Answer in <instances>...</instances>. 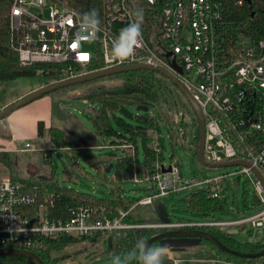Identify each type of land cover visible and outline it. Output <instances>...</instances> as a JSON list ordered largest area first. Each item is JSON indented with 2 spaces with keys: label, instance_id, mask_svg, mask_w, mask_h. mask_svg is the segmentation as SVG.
Wrapping results in <instances>:
<instances>
[{
  "label": "built area",
  "instance_id": "built-area-1",
  "mask_svg": "<svg viewBox=\"0 0 264 264\" xmlns=\"http://www.w3.org/2000/svg\"><path fill=\"white\" fill-rule=\"evenodd\" d=\"M148 2L153 18L148 32L142 31V47L131 60L123 63L113 59L111 45L122 28L136 21L135 0H103L100 31L95 36L83 27L85 13L68 0H13L9 18L10 45L22 64H64L66 75L62 79L98 70L90 67L94 63H101L99 69L147 63L176 74L203 111L205 158L212 162L248 160L264 177V39L251 41L241 31L230 32L216 0ZM238 3L242 4L243 0ZM81 56L87 59L82 60ZM76 63L81 69H74ZM174 64L180 66L182 72ZM115 146L135 151L132 143ZM41 149L30 139L20 143L11 138L0 144V152ZM156 166L158 169L146 176L154 190L137 203H150L155 197L210 183L218 188L213 192L218 196L219 180L237 173L247 175L259 206L256 212L231 220L210 217L137 224L124 220L129 213L127 210H120L115 216H96L89 205L80 206L70 218L52 219L42 206L30 210L31 205L36 204L37 193L24 190V183L8 174L0 179V247L38 252L47 238L134 226L168 229L264 225V186L251 167L234 165L231 172L199 180L185 178L176 161L170 164V170H163L168 167L163 162H157ZM218 261L219 264H247L225 259Z\"/></svg>",
  "mask_w": 264,
  "mask_h": 264
},
{
  "label": "trees",
  "instance_id": "trees-1",
  "mask_svg": "<svg viewBox=\"0 0 264 264\" xmlns=\"http://www.w3.org/2000/svg\"><path fill=\"white\" fill-rule=\"evenodd\" d=\"M12 1L0 0V80L38 74L42 80L41 85H44L62 79L66 75L63 72L64 64L62 63L26 65L20 62L18 53L11 47L9 41V18ZM68 1L83 13L95 10L99 14V18L104 10L103 0ZM216 1L221 7L222 19L230 32L239 33L241 31L251 41L264 39V0H243L242 4H239L238 0ZM135 3V12L137 10L143 12L142 31L147 33L153 18L149 2L148 0H135ZM73 67L74 69H81V66L77 63ZM90 67L99 69L101 63L91 64ZM157 74L159 73L149 69H134L59 88L45 94L51 97L49 126L43 130V134H40L37 128V135L27 138L43 148L35 154L31 151L11 150L0 152V161L6 166L11 178L24 183V190L37 193L36 204L31 205L30 210H38L42 206L49 212L52 219L70 218L73 212L82 205L91 206L96 216H115L120 213V210H130L134 204L133 199L122 200L120 197L118 199H105L104 197H97L94 193L80 191L73 186L60 184L55 176L57 163L53 157V151L61 147L71 151L74 148L86 145L97 146L102 144L101 140L105 144L107 137H110V141L107 142L109 145L132 143L135 147L134 152L130 147L117 146L124 152V155L116 158L113 168L118 177H124V169L134 168L135 162L138 160V141L141 139L144 146L146 172L147 174H153L158 169L157 162H162L164 158L165 136L162 131L160 117L151 112L150 108L152 106L157 107L158 104H168L169 96L163 91L162 87L164 82H166L165 84H172L170 95L175 101L179 100L178 94H175L179 88L164 75L159 74L157 76ZM76 88L77 90H75ZM66 96L83 98L94 105H99V108H95L94 113L90 116V120L96 128L95 132L91 131L74 113L60 103V99ZM138 105H147L149 110H137ZM3 106L5 105L0 102V110ZM10 115L0 120V127L4 125L3 128H0V144L5 143L7 136L11 135L8 124ZM170 116L173 121L178 123V132L179 135L181 134L180 143L190 144L197 157L200 138L198 120L189 140L186 137V131L182 128L185 124L184 118L175 114ZM45 132L48 133L51 141V146L48 147L44 145ZM174 137L175 135L171 131L170 138L173 140ZM17 141L19 140L17 139ZM24 158H26L24 161H29L36 170L24 171L19 165V162ZM111 161V157L103 159L102 168H106ZM176 162L180 166L179 162ZM69 177L72 178L71 174ZM147 188L150 192L154 190V186ZM217 189L214 184L210 183L207 186L192 189L186 193L183 198L186 211L195 213L200 218L219 217L225 211L227 196L224 193L223 186H220V194L214 196L213 192ZM177 192H172L169 195ZM246 194L245 191L243 195L246 196ZM254 201L258 207L259 202L255 194ZM244 205H247V203L245 202ZM124 220L130 223L142 224L174 222L185 219L180 217L174 219L166 210L165 215L150 219H134L128 213ZM200 228L213 233L230 248L242 252H254L264 248V241H241L231 231L223 227L200 226ZM165 229L167 228L134 226L112 230L98 229L85 235L64 234L58 238H47L45 245L38 253L45 264H61L68 256L64 249L71 243L80 242V245L89 244L92 248L86 255L87 261L105 253L110 254L113 258L117 256L124 258L129 253L138 255L139 250L136 245L141 238L147 240L151 235ZM161 244H165L170 248L169 244L163 243V240H157L152 245L159 246ZM192 245L193 248L189 246L186 249L171 248L173 255L167 251L164 264H175L176 258L181 257L185 259L177 264H189L190 260L202 258L209 259L215 264H219V259L247 264L264 262V255L259 257L239 256L221 250L207 239H202ZM79 249L77 248L75 251ZM190 249L193 250L190 251ZM0 264L36 263L20 255H0ZM128 264H139V261L135 257H131Z\"/></svg>",
  "mask_w": 264,
  "mask_h": 264
},
{
  "label": "rangeland",
  "instance_id": "rangeland-1",
  "mask_svg": "<svg viewBox=\"0 0 264 264\" xmlns=\"http://www.w3.org/2000/svg\"><path fill=\"white\" fill-rule=\"evenodd\" d=\"M157 76H159V74H157ZM41 82L42 80L38 74L18 76L10 80H0V102L6 105L13 101L12 99H15V97L20 93L26 91L27 89H31L32 86L40 85ZM165 83L166 82L162 84V87L163 91L167 94V96H169L168 104H158L157 107L152 106L150 108L151 112L160 117L162 131L165 136V148L163 150L164 158L162 160L163 164L169 166L171 163L178 161L182 173L187 179L194 178L203 180L205 177H212L233 171V166L211 168L202 164L195 156L189 144L184 145L180 143L181 139L174 137L172 140L170 138V132L173 130L176 134L175 129L178 127L177 121H173L170 115H178L182 111H185L186 107L183 100L180 98L176 101L172 99L170 95L172 84ZM75 90H77V88ZM180 93V90H177L175 94L177 95ZM48 96L49 95H44V98H48ZM60 103L66 106L69 111L74 113L91 131H96L93 122L90 120V116L94 113L95 108H99L98 104L94 105L86 99L70 96L62 97L60 99ZM34 104L35 101H32L18 109L21 110L22 115H28L29 110L34 111ZM48 105L49 104H47V106ZM41 109L43 113H45L44 115L48 116L49 106L41 107ZM49 123V121L45 122L44 129L49 126ZM3 127L1 126L0 128ZM182 128L186 131V137L190 138L192 133L190 126L185 123ZM177 133L179 132L177 131ZM36 135H34V137ZM6 139L11 140V136H7ZM26 139L27 138L24 136H19L18 142L23 143ZM44 140L45 146H51L50 137L47 132H45ZM101 141V145H86L80 148H74L71 151L67 148H56L53 151V157L57 163L55 176L58 182L60 184L73 186L80 191L94 193L97 197H104L105 199H118V197L122 200L133 199L134 204L130 208L129 213L134 219H150L159 215H165L166 210L174 219H177L178 217L185 220L202 219L195 213L186 211V205L183 200L186 193L192 189L200 188L202 185H196L194 187L178 191L173 195L155 197L154 201L150 203H137L138 199L150 193V190L147 187L153 186V183L146 179L147 170L145 167L144 146L142 140L139 139L138 141V160L135 162V177L132 178L118 177L113 167L110 171H107L106 168H102L103 159L111 157V162H114L117 157L123 156L124 152L115 145H109V143L107 144V142L110 141V137H107L105 144L103 140ZM31 152L34 154L36 153V151ZM25 159L26 158L19 162L20 167L24 169V171L36 170L34 165L29 163V161H24ZM70 174L72 178H68ZM7 175V168L4 163L0 161V179ZM219 184L220 186H223L224 193L227 196V205L225 211L220 214V218L231 220L256 212L257 206L254 201V187L246 174L236 173L227 175L219 180ZM245 191L247 192L246 196L243 195ZM245 202L247 205H244ZM225 228L231 231L234 236L241 241H264V225L254 226L251 223L233 224L228 225ZM167 242L170 246V248H168V252L171 255H173V253L170 249L174 247L186 249L189 246L193 248L192 244L187 246L186 243H181L175 240H168ZM79 243L80 242L71 243L64 249V251L68 253V256L61 262V264H113L114 258L107 253L87 261L86 255L92 250V248L89 244L80 245ZM77 248L80 249L75 251ZM192 250L190 249V251ZM183 259L185 258H176L175 264ZM130 261L131 257L128 258L127 264L130 263ZM189 264L215 263L211 262L209 259L206 260L202 258L199 260H190Z\"/></svg>",
  "mask_w": 264,
  "mask_h": 264
},
{
  "label": "water",
  "instance_id": "water-1",
  "mask_svg": "<svg viewBox=\"0 0 264 264\" xmlns=\"http://www.w3.org/2000/svg\"><path fill=\"white\" fill-rule=\"evenodd\" d=\"M251 1V0H248ZM175 68L182 72V69L177 64H174ZM149 69L154 72H157L161 75H164L167 77L174 85H176L179 90L184 94L187 101L189 102L190 106L192 107L197 120L199 122L200 127V138H199V148L197 151V158L198 160L211 168L215 167H228V166H234V165H246L252 168V170L255 172V174L258 176V178L261 180L264 186V177L260 170L251 164L250 161L244 160V159H237V160H228V161H221V162H212L205 158L204 156V144H205V117L203 114V111L200 107V105L197 103L195 98L193 97L192 93L188 89V87L180 80V78L164 68H161L159 66L147 64V63H132V64H125V65H119L114 66L110 68H104V69H98L93 70L90 72H85L79 75H76L71 78L61 79L52 81L48 84L41 85L34 90L30 91L29 93L23 95L22 97L14 100L13 102L6 104L3 106V108L0 110V120L12 112H14L16 109L29 104L30 102L36 100L37 98H40L44 96L45 94L57 90L59 88L67 87L70 85H74L77 83H82L90 80H94L96 78L107 76L114 73L134 70V69ZM137 110H143L148 111L149 106L147 105H138ZM44 121L38 122V132L40 134H43L44 130ZM114 166V162H111L107 167L106 170L110 171L111 168ZM170 170L171 166L169 165L167 168H164L163 170ZM134 168H125L124 169V177H134ZM202 239H207L212 241L218 248L225 252L233 253L239 256L244 257H259L264 255V248L254 251V252H242L238 249H233L227 246L225 243H223L217 236H215L213 233L199 228V227H177V228H168L163 231L157 232L153 235H151L146 242L149 245H152L153 242L157 240H163V243L168 244V240H175L181 243L186 244H195L200 242ZM173 249H179L178 247H174ZM0 255H20L27 257L31 260H33L36 264H45L42 257L39 255L38 252L28 249H22V248H14V247H0Z\"/></svg>",
  "mask_w": 264,
  "mask_h": 264
},
{
  "label": "clouds",
  "instance_id": "clouds-1",
  "mask_svg": "<svg viewBox=\"0 0 264 264\" xmlns=\"http://www.w3.org/2000/svg\"><path fill=\"white\" fill-rule=\"evenodd\" d=\"M134 15L137 17L136 21L122 28L112 40L111 53L113 59L120 63L131 60L135 56L137 49L142 47L143 12L137 10ZM82 24L87 32L95 36L100 31L99 14L95 10L85 13ZM136 247L139 250L138 255L129 253L124 258L117 256L114 258L113 264H127V260L130 257H135L139 264H164V258L168 251L167 245H149L144 238H141Z\"/></svg>",
  "mask_w": 264,
  "mask_h": 264
},
{
  "label": "crops",
  "instance_id": "crops-1",
  "mask_svg": "<svg viewBox=\"0 0 264 264\" xmlns=\"http://www.w3.org/2000/svg\"><path fill=\"white\" fill-rule=\"evenodd\" d=\"M39 86H41V84L36 85V86H32L31 89H27L26 91L20 93L19 95H17L15 97V99H12V100L14 101V100L22 97L23 95L29 93L30 91L34 90L35 88H37ZM13 101H11V102H13ZM34 101H35V104L33 106L34 111L29 110L28 115H22L21 110L16 109L15 110L16 112L14 111L15 114H14V112H12L10 117H8V124H9L10 130H11V135H10L11 138L19 139V136H24L25 138H32L37 133V123L39 120H43L45 122L50 121L51 97L48 96V98H44V96H42L41 98H37ZM47 104H49L48 105L49 106L48 116H45L44 115L45 113H43L41 107H48ZM6 141H7V139H5L4 142H6Z\"/></svg>",
  "mask_w": 264,
  "mask_h": 264
},
{
  "label": "flooded vegetation",
  "instance_id": "flooded-vegetation-1",
  "mask_svg": "<svg viewBox=\"0 0 264 264\" xmlns=\"http://www.w3.org/2000/svg\"><path fill=\"white\" fill-rule=\"evenodd\" d=\"M178 97L181 100H183L185 107H186L185 111H182L180 114H178V117L184 118L185 123L187 125H189L191 130L194 132V130L196 128L197 117H196L192 107L190 106L189 102L187 101L186 97L184 96V94H182V92H181L180 94H178ZM177 125H178V123H177ZM177 131H178V127H177V129H175L176 134L174 133V131H173V133H174L176 138L180 139L181 134L179 135V133H177ZM189 140H190V138H189ZM189 146H190V144H189Z\"/></svg>",
  "mask_w": 264,
  "mask_h": 264
},
{
  "label": "snow or ice",
  "instance_id": "snow-or-ice-1",
  "mask_svg": "<svg viewBox=\"0 0 264 264\" xmlns=\"http://www.w3.org/2000/svg\"><path fill=\"white\" fill-rule=\"evenodd\" d=\"M73 47H75V45H73ZM80 58H81L82 60L87 59V57H84V56H81Z\"/></svg>",
  "mask_w": 264,
  "mask_h": 264
}]
</instances>
